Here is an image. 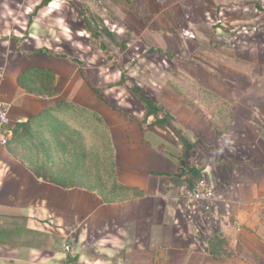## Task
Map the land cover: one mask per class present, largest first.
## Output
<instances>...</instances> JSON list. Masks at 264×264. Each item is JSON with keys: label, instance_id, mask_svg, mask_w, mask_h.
Listing matches in <instances>:
<instances>
[{"label": "crops", "instance_id": "0c3cea01", "mask_svg": "<svg viewBox=\"0 0 264 264\" xmlns=\"http://www.w3.org/2000/svg\"><path fill=\"white\" fill-rule=\"evenodd\" d=\"M48 1L0 0V98L16 125L0 144V264H264V107L238 119L155 93L147 98L173 118L155 125L141 102L128 111L87 74L79 2ZM192 1L151 0L170 30L150 37L199 51L197 10L179 9L202 5ZM212 1L216 37L250 27L247 46L232 40L229 53L246 62V79L264 82V0ZM193 81L216 95V81ZM217 96L237 104L234 93ZM203 183L214 200L191 203Z\"/></svg>", "mask_w": 264, "mask_h": 264}, {"label": "rangeland", "instance_id": "374dc122", "mask_svg": "<svg viewBox=\"0 0 264 264\" xmlns=\"http://www.w3.org/2000/svg\"><path fill=\"white\" fill-rule=\"evenodd\" d=\"M77 1L79 3L75 14L78 27H86L91 34L84 37L82 35L77 41L83 48L84 45L92 46L86 55H83L84 49L80 48L77 57L85 59L84 62L88 66L87 74L94 84L103 85L111 98L124 97L123 105L128 111L140 108L139 99L155 93L160 94L167 102L173 100L174 105H182L183 100H186L191 106L202 105L206 111L214 110L222 116H226L223 113L228 110L233 111L236 112L238 119L244 117L245 112L251 111L248 107L253 106L252 110H260L264 107V102H252L257 96L264 95V82H251L246 79V71L242 69L246 62L232 56L234 49L229 53L231 50L229 42L233 43L236 40L239 43L236 50L247 46L245 43H248V39L241 34H248L250 27L243 25L236 27L232 31L237 35L235 40H230L227 36L216 37V24L212 23L216 12L212 11V8L215 9L212 0H196L202 5L194 7L195 9L179 7L181 13L184 10H197L200 17L194 15L192 18L198 23L202 34L200 39L198 37L196 45L200 50L193 54L186 52L189 46L186 40L183 42L177 37L169 38L167 45L161 43L165 41L164 39L157 41L150 37L152 33L149 31L158 26L163 28L164 22L159 20L158 23L159 15L154 14V11L157 12L161 8L157 4V6L151 4V0ZM135 13L138 17H135ZM225 14L227 15V12ZM166 28L170 30L168 25L163 29ZM172 30L175 34L176 29L172 28ZM160 34L166 35V32ZM247 63L250 67V63ZM191 64H199L203 67L193 70L189 67ZM252 64L256 68L252 69V73L255 75L261 73L259 65ZM192 78L216 81V95L209 93L207 89L202 93L201 88L197 87L200 85ZM119 83L124 85L117 88L116 84ZM218 83H222V86L217 85ZM223 92L234 93L237 96V104H228L219 99L217 94ZM202 96L205 99L203 104L200 101ZM184 105L187 104L184 102ZM166 114L161 112L159 117L170 122Z\"/></svg>", "mask_w": 264, "mask_h": 264}, {"label": "built area", "instance_id": "2783aa9c", "mask_svg": "<svg viewBox=\"0 0 264 264\" xmlns=\"http://www.w3.org/2000/svg\"><path fill=\"white\" fill-rule=\"evenodd\" d=\"M20 123V122H19ZM16 125L11 118V107L0 98V144L6 146L15 136ZM193 202H212L214 200V192L206 184L197 186L194 194L190 196ZM190 203V204H191ZM70 246H66V250L70 251Z\"/></svg>", "mask_w": 264, "mask_h": 264}, {"label": "trees", "instance_id": "16d2710c", "mask_svg": "<svg viewBox=\"0 0 264 264\" xmlns=\"http://www.w3.org/2000/svg\"><path fill=\"white\" fill-rule=\"evenodd\" d=\"M48 0H45L44 5L48 4ZM151 52H154L151 50ZM161 53V51H159ZM117 86H123L124 83H119L116 84ZM93 91L96 95H98L102 100L108 102L114 109H116V107L110 102L108 101V99H106L103 95L100 94L99 90H97L96 88H93ZM141 101V103L145 106L146 109V118L148 117H155L156 121H155V125H160V126H168V125H173V118L167 113L166 115L170 118V122H167L166 120H164V118H160L159 114L161 112H164L163 108L158 104L157 101L155 100H151L149 98L146 97H142L139 99ZM182 142L184 144L187 145V147L189 148V145L187 144V142L182 139ZM190 149V148H189Z\"/></svg>", "mask_w": 264, "mask_h": 264}]
</instances>
